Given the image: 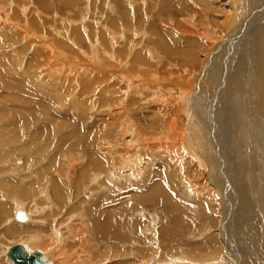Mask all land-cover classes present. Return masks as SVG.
<instances>
[{
	"label": "rangeland",
	"instance_id": "obj_1",
	"mask_svg": "<svg viewBox=\"0 0 264 264\" xmlns=\"http://www.w3.org/2000/svg\"><path fill=\"white\" fill-rule=\"evenodd\" d=\"M236 2L0 0V120L6 126L4 112L24 109L31 124L15 129L19 141L0 138L1 264H13L5 249L37 240L39 217L52 264H264V118L252 105L247 41L260 24L232 37L243 6ZM204 24L215 39L201 32ZM40 95L51 110L60 107L65 124H82L62 146L56 120L47 137L38 130L47 104L25 109L19 101ZM25 175L45 181L30 197L1 186ZM155 179L168 183L174 206L187 208L182 216L146 199ZM21 205L32 216L20 225L13 213ZM105 211L120 223L118 234L102 230Z\"/></svg>",
	"mask_w": 264,
	"mask_h": 264
},
{
	"label": "bare ground",
	"instance_id": "obj_2",
	"mask_svg": "<svg viewBox=\"0 0 264 264\" xmlns=\"http://www.w3.org/2000/svg\"><path fill=\"white\" fill-rule=\"evenodd\" d=\"M167 1V0H166ZM240 0H237V2H239ZM236 2V5L237 4H239V3H237ZM242 2H243V6H242V8H241V18H240V20H239V23L235 26V28H233V31H232V34H231V36L233 37L234 35H237L238 34V32L240 31V33H239V36H243L244 35V33H247L246 31L247 30H249L250 28H252V26H256V25H258V24H260L258 27H260L259 28V30H260V32H255V33H253V31H252V33H251V30L249 31V38H248V43H250L251 44V54H254V57L251 59L253 62H254V64L252 65V66H254V69H255V71H256V79L252 82V84H251V88H252V90H253V93L252 94H254L253 96H255L254 97V101L255 102H252V105H254V111H255V114H257L261 119H263L264 118V21H263V18H264V0H242ZM235 4V3H234ZM224 6V5H223ZM11 7V6H10ZM222 7V6H221ZM220 7V8H221ZM237 7V6H236ZM1 8V7H0ZM7 9V8H6ZM238 9V8H237ZM8 10V9H7ZM15 10V9H14ZM227 11V10H226ZM178 12V11H177ZM7 13V12H6ZM12 13H13V11H12ZM7 16V15H6ZM239 16V15H238ZM222 18V17H221ZM234 19V18H233ZM263 21V22H262ZM188 23H192L191 21H188ZM221 24V23H220ZM206 24H204V27L201 29V32L204 34L205 33V35H206V37H209V38H211V39H215L216 38V33L214 32V29L212 30L211 28L209 29V28H206L207 26H205ZM202 26V25H201ZM21 32V31H20ZM115 35V34H114ZM24 36V35H23ZM27 36H29V35H27ZM40 36V35H39ZM245 36V35H244ZM41 38V37H40ZM114 38V37H113ZM260 39L261 41H260V43H258V44H256V40L257 39ZM55 39V38H54ZM239 40V39H238ZM247 43V42H246ZM246 43L244 44V45H246ZM42 44V43H41ZM58 46V45H57ZM237 47V46H236ZM48 48V47H47ZM219 49H221L220 47H218ZM59 49V48H58ZM223 49V48H222ZM228 49V48H227ZM240 49V48H239ZM53 50V49H52ZM228 51V50H227ZM54 52H55V48H54ZM232 52V51H231ZM233 52H235V51H233ZM247 52H249V50L247 51ZM228 53V52H227ZM226 53V54H227ZM54 54V56H55V53H53ZM228 54H230V53H228ZM46 55H48V54H46ZM231 55H232V53H231ZM235 55H237V54H235ZM224 56V55H223ZM226 56V55H225ZM250 56V55H249ZM51 57V56H50ZM50 57H49V55L47 56V59H50ZM57 57V56H56ZM239 59H240V57H241V54H240V52H239ZM237 57V58H238ZM249 58V57H248ZM251 58V57H250ZM255 58V59H254ZM54 59V58H53ZM61 59V58H60ZM119 59V58H118ZM126 59V58H125ZM53 61V60H52ZM55 61V60H54ZM239 61V60H238ZM243 62V61H242ZM250 62V68H251V61H249ZM48 64H50V63H48ZM101 64V63H100ZM239 64H240V62H239ZM105 65V64H104ZM235 65V64H234ZM238 65V64H237ZM97 66V65H96ZM213 66V65H212ZM109 67V66H108ZM243 67H245V66H243ZM247 67V66H246ZM57 69H58V66L56 67ZM121 68V67H120ZM233 70V69H232ZM56 71H58V70H56ZM128 71V70H127ZM9 72V71H8ZM41 72V71H40ZM60 72V71H59ZM0 73H1V71H0ZM5 73V72H4ZM43 73V72H42ZM45 73V72H44ZM255 73V72H254ZM2 74V73H1ZM120 74V73H119ZM6 75H8V74H6ZM5 75V76H6ZM42 75V74H41ZM96 75V74H95ZM118 75V74H117ZM246 76V75H245ZM231 77H233V76H231ZM5 78V77H4ZM4 78H3V80H4ZM11 78H13V77H11ZM10 78V79H11ZM250 78V77H249ZM6 80H7V78H5ZM97 79V78H96ZM110 79V78H109ZM232 79V78H231ZM70 80V79H69ZM98 80V79H97ZM96 80V81H97ZM117 80V79H116ZM121 80V79H120ZM228 80V79H227ZM2 81V80H1ZM12 81V80H11ZM15 81H18V80H15ZM21 81V80H20ZM72 81V80H71ZM101 81V80H100ZM3 83V82H2ZM8 83V82H7ZM22 83V82H21ZM4 84V83H3ZM18 84V83H17ZM33 84V83H32ZM9 85L10 86H8L7 85V87H9V89L10 88H18L15 84L13 85V83H9ZM25 85V84H24ZM61 85H63V84H61ZM68 85V84H67ZM6 86V85H5ZM21 86V85H20ZM22 87H23V85H22ZM6 88V87H5ZM34 88V87H33ZM20 89H21V87H20ZM26 89V88H25ZM38 89V88H37ZM69 89V88H68ZM113 89V88H112ZM7 90V89H6ZM15 90V89H14ZM32 90V89H31ZM33 90H35V89H33ZM39 90V89H38ZM73 90V89H72ZM15 91H17V90H15ZM22 91V90H21ZM12 92H13V90H12ZM72 92V91H71ZM79 92V91H78ZM96 92V91H95ZM16 93V92H15ZM18 93H20V92H18ZM24 93V92H23ZM48 93V92H47ZM243 93V92H242ZM26 94V93H25ZM24 94V95H25ZM51 94V93H50ZM245 94V93H244ZM243 94V95H244ZM13 95H15V94H13ZM17 95H19V94H17ZM22 95V94H21ZM27 95V94H26ZM29 95V94H28ZM37 95V94H36ZM81 95V94H80ZM238 94H236V96H237ZM6 96V95H5ZM23 96V95H22ZM30 96V95H29ZM34 96V95H33ZM2 97H4V95L2 96ZM10 97V96H9ZM20 97V96H19ZM26 97V96H25ZM35 97V96H34ZM46 97V96H45ZM43 95H40V99L38 100V102L37 103H32V101H28L27 100V98H26V100H19L21 103L23 102L24 103V105L26 104V108L25 109H30V107H34V108H36L38 105H41V104H43V105H46L47 104V116H48V118H47V123H45L43 126L41 125L39 128H38V130H39V132H42L46 137L48 136L47 134H49L48 132H49V125L50 126H52L51 125V123H53L55 120V122H57V125H58V127L56 128H54L53 129V131L55 130V131H57L58 132V134H57V132H56V134L57 135H59V137H60V141H61V146L63 145V142L64 141H66L67 139H69L70 137H75L76 135H78L77 134V132L75 131L76 129L79 131V128L81 129L82 127H80V126H82V124L80 125V124H78V122H76V123H74V124H71L70 123V121L69 122H67V123H70L69 125H67V124H65L66 122H63V121H65L66 119H67V114L68 113H66V112H68V111H66V110H64V111H66V112H64V114H66V116H64V117H66L64 120H62L61 121V111L59 110L60 109V107L58 106V108L57 109H55V108H53V110H51V108H52V106H51V104H49L48 103V101H45L46 100V98H45ZM250 97V96H249ZM21 98H23L24 99V96L23 97H21ZM36 98V97H35ZM237 98H238V96H237ZM237 98H233V101H231V102H233L234 104V111H235V113L237 114L238 112H239V114H242V113H240V107H241V105L239 104V102L237 101ZM17 99V98H16ZM29 100H30V98H28ZM235 99H236V101H235ZM252 101H253V98H250ZM33 100V99H32ZM37 100V99H36ZM54 100H57V99H54ZM239 100V99H238ZM240 100H242V95L240 96ZM11 101V100H10ZM53 102V101H52ZM51 102V103H52ZM56 103H59V102H56ZM243 103V102H242ZM11 104V103H10ZM15 104H16V102H15ZM49 104V105H48ZM18 106V105H17ZM51 108H50V107ZM120 106V105H119ZM10 108H12L13 109V107H10ZM34 108H32V110L34 109ZM45 108V107H44ZM232 108V107H231ZM6 109V108H5ZM4 109V110H5ZM41 109V108H40ZM244 109V108H243ZM9 110V109H8ZM11 110V109H10ZM6 111V112H4V118L6 119V126H3L4 124H5V122H3V121H1L0 120V138L3 140V142H12V141H19L20 140V138H21V136H20V134H18L17 133V131L15 132V129L18 127V125L20 124V123H22V124H25V126H26V129L29 127V129H30V123H29V121H27V117L23 114L24 113V109L23 110H17V112H14V113H11V111ZM15 111H16V108L14 109ZM14 110H12V111H14ZM62 110V109H61ZM70 110V109H69ZM239 110V111H238ZM20 111V112H19ZM27 111V110H26ZM34 111V110H33ZM54 111H57V112H60L58 115H57V117L55 118L54 116H53V113L52 112H54ZM258 111H259V114H258ZM0 112H2V111H0ZM31 112V111H30ZM29 112V113H30ZM37 112V111H36ZM249 112V111H248ZM28 113V112H27ZM38 113V112H37ZM56 113V112H55ZM54 113V114H55ZM74 113H75V110H74ZM83 113V112H82ZM234 113V112H233ZM30 114H32V113H30ZM34 114H35V112H34ZM77 114V113H76ZM238 115V114H237ZM1 116V115H0ZM27 116H28V114H27ZM44 116H45V114H44ZM55 116H56V114H55ZM242 116H243V114H242ZM31 117V116H30ZM29 117V118H30ZM258 117V118H259ZM3 118V117H2ZM1 118V119H2ZM34 118V117H33ZM36 118V117H35ZM72 118V117H71ZM78 118V117H77ZM252 118V117H251ZM250 118V119H251ZM37 119V118H36ZM46 119V118H45ZM74 119H75V116H74ZM74 119H72V120H74ZM174 119V118H173ZM253 119V118H252ZM83 120H84V118H83ZM43 121V120H42ZM80 121H81V119H80ZM37 122V121H36ZM84 122L85 121H83V122H81V123H83L84 124ZM103 122V121H102ZM174 122V121H173ZM245 122V121H244ZM253 122V121H252ZM256 122V121H255ZM258 122V121H257ZM260 122H261V120H260ZM80 123V122H79ZM101 123V122H100ZM250 123H251V121H250ZM254 123V122H253ZM38 124V123H37ZM210 124V123H209ZM257 124V123H256ZM260 124V123H259ZM264 124V123H263ZM36 125V124H35ZM39 125V124H38ZM55 125V124H54ZM53 125V126H54ZM71 125H73L72 127H71ZM100 125V124H99ZM107 125V124H106ZM250 125V124H249ZM258 125V124H257ZM22 126V125H21ZM24 126V125H23ZM91 126V125H90ZM261 126V125H260ZM84 127V126H83ZM88 127V126H87ZM97 127H99V126H97ZM108 127V126H107ZM253 127V126H252ZM262 127V126H261ZM89 128V127H88ZM90 128H92V127H90ZM109 128V127H108ZM107 128V129H108ZM32 129V128H31ZM93 129V128H92ZM171 129V128H170ZM256 129V128H255ZM18 130H19V128H18ZM94 130V129H93ZM257 130V129H256ZM260 130H262V128L260 129ZM81 131V130H80ZM105 131V130H104ZM245 131V130H244ZM34 132V131H33ZM23 133V132H22ZM108 133V132H107ZM136 133V132H135ZM134 133V134H135ZM258 133V132H257ZM260 133H261V131H260ZM54 134V133H53ZM207 134V133H206ZM264 134V133H263ZM40 135V134H39ZM137 135V134H136ZM259 135V134H258ZM36 137L37 135H36V133H34V135H33V137ZM42 136V134L40 135V137ZM45 136H43V137H45ZM56 136V135H55ZM178 136H180L179 134H178ZM30 137H32V136H29V140H30ZM32 137V138H33ZM38 138H39V136H37ZM43 137H41L40 139H42ZM51 137H53V136H51ZM94 137V136H93ZM181 137V136H180ZM257 137V136H256ZM37 138V139H38ZM50 138V137H49ZM54 138V137H53ZM191 138V137H190ZM22 139V138H21ZM103 139H105L104 137H103ZM107 139V138H106ZM181 139H182V137H181ZM189 139V138H188ZM187 139V140H188ZM43 140H44V138H43ZM46 140H48L49 141V139L47 138ZM45 140V141H46ZM52 140V139H51ZM78 140V139H77ZM81 140H82V137H81ZM80 140V141H81ZM108 140V139H107ZM178 140H179V138H178ZM192 140V139H191ZM41 140H39V142H40ZM45 141H44V143H45ZM47 141V142H48ZM54 141V140H53ZM256 141V140H255ZM262 141V140H261ZM2 142V141H1ZM2 142V143H3ZM34 142H36L35 143V145L37 144V141H34ZM43 142V141H42ZM42 142H40V143H42ZM179 142H181V140H179ZM262 142H264V141H262ZM17 143V142H16ZM43 143V144H44ZM54 143V142H53ZM71 143H72V141H71ZM14 144V143H13ZM24 144V143H23ZM29 144V143H28ZM68 144V143H67ZM9 145V144H8ZM18 145V144H17ZM41 145V144H40ZM46 145H48L47 143H46ZM106 145V144H105ZM194 145V144H193ZM16 146V145H15ZM28 146V145H27ZM51 146V145H50ZM60 146V145H59ZM33 147V146H32ZM36 147H38V146H36ZM36 147H33V150H34V148H36ZM42 147V146H41ZM45 147V146H44ZM54 147V146H53ZM99 147V146H98ZM189 147H191V146H189ZM188 147V148H189ZM29 148V147H28ZM67 148V147H66ZM78 148V147H77ZM103 148V147H102ZM186 148V147H185ZM185 148L183 147V149H184V151H185ZM5 149V148H4ZM4 149H3V151H4ZM14 149V148H13ZM17 149H20V148H18V146H17V148H16V152L18 153V151H17ZM23 149V148H22ZM25 150V149H24ZM26 150H28V149H26ZM26 150H25V152H26ZM45 150V149H44ZM48 150V149H47ZM60 150V149H59ZM96 150H98V149H96ZM192 150H194V147H193V149ZM195 152H197V149L195 148ZM37 151V150H36ZM35 151V152H36ZM90 151V150H89ZM1 153V155L3 156V152L2 151H0ZM5 152H8V150L7 151H5ZM4 152V153H5ZM22 152V151H21ZM40 152V151H39ZM42 152H43V150H42ZM106 152V151H105ZM6 154V153H5ZM8 154V153H7ZM6 154V155H7ZM12 154H14V153H12ZM32 154V153H31ZM42 154V153H41ZM199 154V153H198ZM197 154V155H198ZM35 155H37L36 153H35ZM203 155V154H202ZM9 156V155H8ZM53 156H56V155H53ZM219 156V155H218ZM203 157H204V155H203ZM7 158V157H6ZM40 158H42V157H40ZM57 158V157H56ZM91 158V157H90ZM90 158H88V159H90ZM53 159H55V158H53ZM58 159V158H57ZM94 159V158H93ZM95 159H97V158H95ZM128 159H130V158H128ZM207 159V158H206ZM256 159V158H255ZM0 160H1V158H0ZM3 161H6L5 159H2ZM100 160V159H99ZM134 160V159H133ZM2 161V162H3ZM13 161V160H12ZM41 161V160H40ZM1 162V163H2ZM14 162V161H13ZM50 162V161H49ZM48 162V163H49ZM53 162H54V160H53ZM94 162V161H93ZM97 162V161H96ZM127 162H129V160H127V161H125V164L127 163ZM15 163V162H14ZM17 163V162H16ZM40 163V162H39ZM11 164V163H10ZM56 164V163H55ZM89 164H91V163H89ZM210 164V163H209ZM12 165V164H11ZM37 165V164H36ZM54 165V164H53ZM52 164H51V168H53L54 166H53ZM211 165H213V164H211ZM49 166V165H48ZM95 166V165H94ZM128 166V165H127ZM3 167V166H2ZM13 167V166H12ZM39 167V166H38ZM4 168V167H3ZM14 168H16L17 169V167L16 166H14ZM24 168V167H23ZM29 168V167H28ZM11 169V168H10ZM18 169H20V167L18 168ZM22 169V168H21ZM42 169V168H41ZM43 169H45V167H43ZM42 169V170H43ZM260 169V168H259ZM5 170H7V169H5ZM12 170H14V169H12ZM46 170V169H45ZM44 170V171H45ZM88 170V169H87ZM118 170H119V167H118ZM207 170V169H206ZM0 171H1V169H0ZM29 171H31V170H29ZM43 171V172H44ZM52 171V170H51ZM84 171H86V170H84ZM88 172V171H87ZM2 173V172H1ZM6 173V172H5ZM33 173H34V171H33ZM114 173V172H113ZM38 174V173H37ZM59 174V173H58ZM84 174H85V172H84ZM99 174V173H98ZM2 175V174H1ZM10 175H12V174H10ZM15 175H17V174H15ZM41 175V174H40ZM30 176H32V175H30ZM29 175H25V176H22L23 178L22 179H20V180H10V179H8L7 178V176H6V178H7V180H5V183H2V180H1V183L3 184V185H1V186H4V184H5V189L7 190L8 189V186H6V185H10V186H12V187H14L13 188V190H11V189H8V191L9 192H11L12 193V191L13 192H15V193H18V194H21V196H25V195H29V197H30V195H31V193L33 192V191H38L41 187H39L40 186V184L42 183L41 181H43V182H45L43 179H40V178H38V179H32L31 180V178H33V177H30ZM39 176V175H38ZM43 176H45L44 174H43ZM77 176V175H76ZM84 176V175H83ZM107 176V175H106ZM109 176V175H108ZM78 177V176H77ZM82 177V176H81ZM84 177H86V176H84ZM83 177V178H84ZM160 177H161V175H160ZM49 178V177H48ZM82 178V179H83ZM161 178H163V176L161 177ZM2 179V178H1ZM29 179V181H28V183L26 182L27 180ZM149 179V178H148ZM41 180V181H40ZM49 180V179H48ZM54 180V179H53ZM56 180V179H55ZM255 180V179H254ZM51 183V182H50ZM53 183V182H52ZM90 183V182H89ZM76 184V183H75ZM50 184H48V186H49ZM78 185V184H77ZM173 185V184H172ZM53 186V185H52ZM82 186V185H81ZM86 186V185H85ZM7 187V188H6ZM56 187H58V186H56ZM172 187V186H171ZM10 188V187H9ZM63 188V187H62ZM74 188H76V187H74ZM173 188V187H172ZM58 189H60V188H58ZM78 189H79V187H78ZM77 189V190H78ZM52 190V189H51ZM54 190H55V188H54ZM61 190V189H60ZM60 190H58V192L60 191ZM63 190H64V188H63ZM75 190V189H74ZM148 190H150V192L148 191ZM173 190V189H172ZM53 191V190H52ZM76 191V190H75ZM146 191H148L149 192V194L146 196V199L148 200H152V201H155V202H160V203H163V204H169L170 205V207H171V212H172V214H173V216H175V217H180V216H182L181 214H183V212H185L186 211V207H184L185 209V211L183 210V208H181V205H180V207H179V205H177V203H176V206H174V204L172 203V193H171V188H170V186L168 185V183L166 182V181H162L161 179H155V180H150V181H148V182H146ZM47 192V191H46ZM55 192H57V190L55 191ZM66 192V191H65ZM72 192V191H71ZM144 192V191H143ZM64 193V192H63ZM230 193V192H229ZM12 194H14V193H12ZM57 194V193H56ZM66 194V193H65ZM64 194V195H65ZM42 195H43V193H42ZM45 195V194H44ZM134 195V194H133ZM47 196V195H46ZM216 196V195H215ZM11 197H13V196H11ZM41 197V196H40ZM55 197V196H54ZM65 197V196H64ZM63 197V198H64ZM144 197V196H143ZM24 198V197H23ZM32 198V197H31ZM56 198V197H55ZM18 199V198H17ZM22 199V198H21ZM34 199V198H33ZM60 199V198H59ZM45 200V199H44ZM138 200V199H137ZM146 200V201H147ZM243 200V199H242ZM144 201V200H143ZM17 202H20V201H17ZM43 202V201H42ZM233 202V201H232ZM242 202V201H241ZM16 203V202H15ZM143 203V202H142ZM33 204V203H32ZM91 204V203H90ZM154 204V203H153ZM236 204V203H235ZM249 204V203H248ZM118 205V204H117ZM143 205V204H142ZM148 205V204H147ZM152 205V204H151ZM48 206V205H47ZM160 206V205H159ZM246 206V205H245ZM23 208V206L21 205V206H19L18 207V209H16V211L13 213V219H15L16 221H18V222H20V225L21 224H26V222L28 221V223H29V221H31L30 219H31V216H32V212H30V211H28V210H23L22 208ZM90 207V206H89ZM189 207H191V205L189 206ZM240 207V206H239ZM2 207H0V209H1ZM49 208V207H48ZM97 208V207H96ZM5 209V208H4ZM25 209V208H24ZM54 209V208H53ZM107 209V208H106ZM191 210V209H190ZM197 210V209H196ZM240 210H241V208H240ZM39 211H40V209H39ZM193 211V210H192ZM6 212H7V210H6ZM106 212V211H105ZM197 212V211H196ZM37 213V212H36ZM41 213V212H40ZM40 213H38V214H40ZM99 213V212H98ZM112 213V211H107L106 212V215H105V217H103L105 220L104 221H106V224L104 225V227L102 226V230L103 231H110L111 230V233L112 234H118L119 232H120V230H121V225H119L120 223L114 218V216L111 214ZM105 214V213H104ZM242 217L243 218H246L247 217V212H245V209H243L242 210ZM17 215H20V217H21V219H18L17 218ZM53 215V214H52ZM56 215V214H55ZM44 216V215H43ZM75 217V216H74ZM41 218L42 217H39L37 220L38 221H41V225H42V220H41ZM60 218V217H59ZM255 218V217H254ZM257 218V217H256ZM125 219V218H124ZM261 219V218H260ZM48 220V219H47ZM78 220V219H77ZM182 220V219H181ZM97 221V220H96ZM17 222V223H18ZM179 222V221H178ZM191 222V221H190ZM234 222V221H233ZM38 223V224H39ZM181 223V222H180ZM70 224V223H69ZM14 225V224H13ZM41 225H38V226H34L35 227V229L36 230H38V231H40L41 233L43 232L42 231V229L44 228L43 226V228H39V227H41ZM44 225V224H43ZM182 225V224H181ZM243 226V225H242ZM37 227V228H36ZM5 229V228H4ZM105 229V230H104ZM33 230V229H32ZM243 231V230H242ZM7 232V231H6ZM11 232V231H10ZM99 232V231H98ZM37 233V232H36ZM35 233V234H36ZM41 233H37L36 235H38L37 236V240H34V241H28L27 242V244H29V245H27L26 244V246L24 245V244H20V245H22L23 246V248L25 249V251L26 252H28V253H33L34 251H38V250H33L34 249V247H43V248H41V250H42V252L41 251H38L40 254H41V256H40V258L43 260V262H45V263H47V264H52L53 262H52V258H50V254L52 253V250H53V246H52V244H53V242H49L48 240H46L45 242L42 240V239H40V234ZM56 233V232H55ZM101 233V232H100ZM54 234V233H53ZM102 235V234H101ZM33 236H35V235H33ZM55 237H57L56 235H55ZM59 237V236H58ZM248 237V236H247ZM51 238V237H50ZM54 238V237H53ZM60 239V238H59ZM55 240H56V238H55ZM53 241V240H52ZM215 241V240H214ZM30 242V243H29ZM125 242V241H124ZM120 243V242H119ZM213 245V244H212ZM13 247V246H12ZM12 247H10V248H8V249H5V251H4V253H5V256H7V258L9 259V257H8V252H9V249H11ZM39 247V248H40ZM52 247V248H51ZM224 248V247H223ZM56 251V250H55ZM57 254H58V252H57ZM4 255V254H3ZM227 256V255H226ZM60 257H61V255H60ZM1 260H3V259H1ZM1 260H0V264H1ZM11 262H12V260L11 259H9ZM239 261V260H238ZM253 261V260H252ZM62 262V261H61ZM13 263V262H12ZM14 264V263H13Z\"/></svg>",
	"mask_w": 264,
	"mask_h": 264
},
{
	"label": "water",
	"instance_id": "obj_3",
	"mask_svg": "<svg viewBox=\"0 0 264 264\" xmlns=\"http://www.w3.org/2000/svg\"><path fill=\"white\" fill-rule=\"evenodd\" d=\"M21 219L20 215H17ZM41 254L38 251L28 253L22 245L18 244L9 249L8 257L14 264H47L40 258Z\"/></svg>",
	"mask_w": 264,
	"mask_h": 264
}]
</instances>
